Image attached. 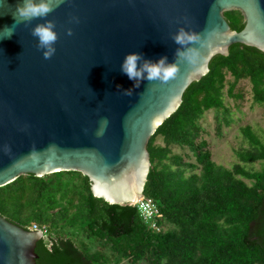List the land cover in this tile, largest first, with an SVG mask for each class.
Masks as SVG:
<instances>
[{
	"label": "water",
	"instance_id": "water-1",
	"mask_svg": "<svg viewBox=\"0 0 264 264\" xmlns=\"http://www.w3.org/2000/svg\"><path fill=\"white\" fill-rule=\"evenodd\" d=\"M19 2L0 0V30L14 23ZM229 11L243 15L241 31L231 29ZM74 16L78 23L70 22ZM46 19L59 34L50 59L31 34L41 19L0 40V187L26 175L80 172L95 197L134 204L150 171V138L209 72L211 60L234 44L264 52V0H63ZM181 27L205 42L195 45L198 63L181 64L167 83L143 80L134 88L120 71L126 54L173 63L179 47L173 35ZM130 88L133 94L124 95ZM105 117L108 127L98 136ZM42 239L39 230L0 215V264H37Z\"/></svg>",
	"mask_w": 264,
	"mask_h": 264
},
{
	"label": "trees",
	"instance_id": "trees-1",
	"mask_svg": "<svg viewBox=\"0 0 264 264\" xmlns=\"http://www.w3.org/2000/svg\"><path fill=\"white\" fill-rule=\"evenodd\" d=\"M224 15L233 31L244 28L241 12ZM209 69L189 86L147 146L151 166L143 198L159 205V223L168 225L162 231L150 229L135 204L95 197L80 172L26 175L0 187L1 216L25 229L48 228L35 250L37 264H264V143L243 128L251 147L237 152L239 163L230 169L217 165L204 144L195 145L203 114L223 108L226 73L234 78L231 96L248 79L255 102L264 104V52L234 44L228 55L215 56ZM158 138L166 146L155 144ZM170 145L188 147L197 166ZM255 163L260 169L247 168ZM195 169L200 173H188Z\"/></svg>",
	"mask_w": 264,
	"mask_h": 264
},
{
	"label": "clouds",
	"instance_id": "clouds-1",
	"mask_svg": "<svg viewBox=\"0 0 264 264\" xmlns=\"http://www.w3.org/2000/svg\"><path fill=\"white\" fill-rule=\"evenodd\" d=\"M63 0H21L16 5V12L13 14L14 23L11 26H5L0 30V40L10 39L16 33L19 25L24 24L26 27L33 20L41 19L44 22L36 24L31 29V34L37 40V48L43 51V57L50 59L56 53V42L59 34L56 31L55 21L46 19ZM70 22H79L78 17H72ZM73 29H67V35L71 36ZM174 42L179 45L175 52V61L168 63L167 57H161L158 61L145 59L142 53L130 52L126 54L120 66V71L127 75L130 80H133L134 88H138L143 80L160 81L167 83L169 80L177 76L181 64L188 63L194 66L200 59L199 48L205 46L200 34L192 30H187L181 27L178 32L173 35ZM124 95L131 96L133 89L123 91ZM100 127L97 130V135L102 136L107 129L109 121L102 118L99 122Z\"/></svg>",
	"mask_w": 264,
	"mask_h": 264
},
{
	"label": "rangeland",
	"instance_id": "rangeland-1",
	"mask_svg": "<svg viewBox=\"0 0 264 264\" xmlns=\"http://www.w3.org/2000/svg\"><path fill=\"white\" fill-rule=\"evenodd\" d=\"M233 82L232 75L226 73L223 88V108L211 109L203 114L199 120L201 133L195 141L196 146L204 144V149L210 152L212 160L217 165L229 169L234 164L239 163L237 152L251 147L242 132L243 128L250 127L253 133L264 143V104L255 102L252 84L248 79L241 80L234 90L235 95L231 96L229 87ZM155 144L166 146L162 138H158ZM169 148L174 154L182 156L184 162L197 166L196 158L188 147L170 145ZM247 168L258 170L260 163L248 164ZM198 169L200 170V168ZM199 170L195 169L188 173H200ZM245 182L250 183L248 180ZM167 226L164 227L167 228ZM92 249L96 250L98 247L93 246ZM103 253L111 256L108 250H103ZM120 264L130 263L123 261ZM140 264L147 263L141 262Z\"/></svg>",
	"mask_w": 264,
	"mask_h": 264
},
{
	"label": "built area",
	"instance_id": "built-area-1",
	"mask_svg": "<svg viewBox=\"0 0 264 264\" xmlns=\"http://www.w3.org/2000/svg\"><path fill=\"white\" fill-rule=\"evenodd\" d=\"M140 213L141 218L145 224L152 230L160 232L163 230V226L159 223L160 208L159 205L151 198H141L139 201L134 203ZM29 230L43 233L44 239L48 237V228L40 224H33Z\"/></svg>",
	"mask_w": 264,
	"mask_h": 264
}]
</instances>
